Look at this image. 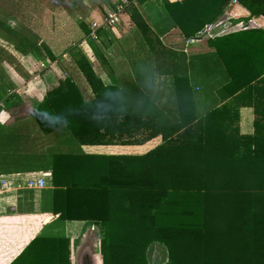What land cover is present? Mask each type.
Here are the masks:
<instances>
[{"label":"trees","instance_id":"1","mask_svg":"<svg viewBox=\"0 0 264 264\" xmlns=\"http://www.w3.org/2000/svg\"><path fill=\"white\" fill-rule=\"evenodd\" d=\"M162 3L166 14L155 23L158 33L176 27L191 37L218 20L230 1ZM237 3L247 16L233 21L264 19V0ZM130 16L144 33L150 30L137 9ZM4 27L16 49L28 52L38 45L55 58L43 41L33 39L30 28ZM207 41L213 51L193 57L198 74L202 81L219 75L229 97L253 107L251 135L230 131L217 118L193 116L192 73L173 78L179 121L158 122L147 92L103 84L76 47L70 48L71 57L91 94L62 74L34 107L43 133L58 136L62 144L70 141V148L52 156L53 211L61 219L99 227L101 264H149L146 250L152 242L166 247L165 264H264V29L237 30ZM8 86L0 82V98ZM130 99L138 103L130 105ZM117 128L118 137H112ZM157 132L161 141L138 154L86 153L73 139L75 134L91 144L142 143ZM55 240L36 238V264H64L49 253Z\"/></svg>","mask_w":264,"mask_h":264},{"label":"crops","instance_id":"2","mask_svg":"<svg viewBox=\"0 0 264 264\" xmlns=\"http://www.w3.org/2000/svg\"><path fill=\"white\" fill-rule=\"evenodd\" d=\"M117 1L52 0L49 3L48 20L41 17L39 19H43V22L47 20L56 26L58 24L78 26L83 36L79 39L80 44L77 42V45H72L85 54L103 84L128 89L138 87L147 92L150 95L148 104L157 114L154 116L158 122L160 119L162 124L169 122L173 124L179 121L173 78L176 74L192 73L189 79L195 95L192 99L193 116L217 118V121L228 124L230 131L234 132L233 128H236L242 135L253 134L256 117L253 107L240 105L239 101L229 97L221 86L223 79L219 75L210 76L202 81V74H198V60L193 57L213 51V48L208 45L207 38L198 40L197 48H192L190 54L184 53L186 51L179 48L167 49L164 39L168 42L174 40V37L179 36V30L173 27L163 34L158 33L155 28L157 21L154 23L150 18L144 17L141 6L145 1L143 3L136 1L129 8L131 10L135 8L140 13L142 22L150 28L147 33L136 26V22L130 16L129 8L112 28L98 30L97 38H92L89 33L84 32L81 23H84L90 32L91 21H101L105 13L112 9ZM3 3L6 4V1ZM138 5L141 8L137 7ZM0 7L6 9L2 3ZM62 12L64 15L62 14L60 18ZM40 21L38 20V24L41 23ZM256 21L260 25L257 28L264 29V19ZM16 22L17 17L13 14L7 13L0 16V26L5 24L15 28ZM52 33L55 31H50V38ZM37 34L39 33H36V37L32 36L33 39L36 38L37 43L43 41L58 63L61 55L65 56L68 53L71 55V49L62 52L61 55L56 54ZM144 38L152 40L145 44ZM150 43L153 49L150 48ZM189 45L190 43H185L186 47ZM25 53L17 50L0 34V82L9 85L7 92L0 98V113L7 114V119L0 123V264H36V238L38 237L56 238L49 245L52 247H49V253L58 255V260L64 264L67 258L69 264H101L99 227L86 220L61 219L53 211L52 156L53 152L70 148V141L68 144H62L58 136L53 137V134H45L41 131L36 125L33 112L36 102L31 112H15L18 105L14 104L21 100L22 94L25 95L23 92L28 94L29 98L30 93L36 97L37 92L41 98L46 88L60 77L64 69L62 67L58 74L45 73V69L42 70L36 66L39 69L37 78L40 80L41 90L36 91V83L32 79L29 81L35 85L25 89L26 80L15 68L16 65L12 67L9 64L13 60L18 62V58H23ZM44 55V61L52 60L46 53ZM191 57L193 58L192 66L189 63ZM39 60L40 58L36 62L38 63ZM26 70L29 72L30 69L26 67ZM71 77L86 96L91 94L86 82H80ZM28 102L25 107L30 106ZM136 102L130 99L128 104L134 105L138 103ZM112 131L114 132L112 137H118L119 129ZM73 139L86 153L138 154L157 145L161 141V135L157 132L142 143L130 141L124 144L118 142L91 144L75 134ZM73 142L72 140L71 143ZM41 173H47L46 185L43 188L36 189L25 185L28 178ZM2 182L6 187H2ZM89 238H92L90 245Z\"/></svg>","mask_w":264,"mask_h":264},{"label":"rangeland","instance_id":"3","mask_svg":"<svg viewBox=\"0 0 264 264\" xmlns=\"http://www.w3.org/2000/svg\"><path fill=\"white\" fill-rule=\"evenodd\" d=\"M51 1L52 0H9V2H7L6 4L1 1L0 4L2 3L6 7V9L5 8L1 9L0 7V16L6 15L7 13H9L10 15L13 14L17 17V22L16 24H14L15 28H12L11 26L5 24H3V26L1 25L0 34L4 38H7L6 36H8V33L4 26L18 30V32H22V30L28 27L32 30V34H34L35 37H36V33H39L37 34V36H39V38L44 39L46 43L53 49V51L59 55H61L62 52L65 51L67 52L70 48L74 47L72 44L77 45L78 44L77 42H79L80 44L79 39L83 36V33L82 31H80L78 26H75V24H67V25L58 24L56 26L51 24L50 22H47L48 13H49L48 12L49 3ZM229 1L230 4L226 7L224 14L226 13L225 15L233 17L234 19L235 17L244 18L246 15L245 10H243V8H241L238 3H233L231 0ZM137 7L139 8L142 7L143 9L142 12L144 13V17L147 19L150 18V20L154 21V23L166 14L162 0H146L141 7L140 5H138ZM128 10H131V8H129ZM63 13L64 12L60 14V18L62 17ZM222 16L220 17V19L223 18ZM40 17L43 19L46 18L47 20L43 22L42 21L43 19L42 20L39 19ZM124 18L126 19L127 17L125 16ZM38 20L39 21L41 20L40 24H38ZM19 24L20 27L22 28L19 27ZM51 30L55 31V33H52V38H50ZM178 34L179 36L174 37V40H170L169 42L167 41V39L166 40L164 39L165 45L168 46L166 47L167 49L179 48L182 49L183 51L185 50L186 52L184 53L190 54L192 52V48H197L198 44L196 42H198V40H195L194 42L190 43L188 47H186L185 46L186 37L184 38V36L181 35L180 32ZM194 45H196V47H194ZM32 48L33 49H29L27 53L22 51V53H25L27 56L24 55L23 58H18V62L13 60L9 64L12 67L16 65L15 68L20 71L24 80H26L25 82L26 87H24L25 89L28 87L30 89V86L32 88V85H35L36 83V91H38V89L39 90L41 89L39 87L40 80L37 78V75L39 74L38 73L39 69L37 67H39V64L36 62V60L40 58L39 61L41 60L44 61L45 53L38 45ZM19 60H21V62ZM26 67L27 69H31V71L36 73V75L33 76V74L27 72ZM62 67L64 71L67 72V74H70L76 80H79L80 82H85L82 74L75 66L72 57L69 53L66 54L65 56L61 55L59 64L45 68L44 72L58 74ZM60 76H62V72L60 73ZM31 79L35 80L34 84H31L32 82L29 81ZM23 93L25 95L22 94L20 96L21 100L17 104H14V105H18L17 110L15 111L17 113L31 112L33 104L35 102L37 103L43 96L42 95L40 98V94L38 95V93L36 92V97L35 95L33 96V94L30 93L31 97L29 98V96H27L28 94L26 95L25 92ZM27 102L30 104L29 107H25ZM91 243H92V238H89L88 244L90 245ZM146 255L149 264H165L167 261L166 247L159 242L150 243V245L147 247Z\"/></svg>","mask_w":264,"mask_h":264},{"label":"built area","instance_id":"4","mask_svg":"<svg viewBox=\"0 0 264 264\" xmlns=\"http://www.w3.org/2000/svg\"><path fill=\"white\" fill-rule=\"evenodd\" d=\"M171 1H182V0H171ZM233 3H237V0H231ZM136 3V0H118L114 7L110 10H108L105 13V16L101 21H91L90 23V32L89 35L92 38H97V31L100 29H108L112 28L115 23L118 22L121 15L132 5ZM226 14V13H225ZM223 15V18H219L215 22L207 23L203 26L201 30H199L194 36L186 37L185 43L189 44L194 42L195 40H201L203 38H213L228 32L236 31V30H242V29H248V28H257L260 27V25L257 23L256 20L249 18L247 20L240 19L239 21H233L234 18ZM257 23V24H256ZM254 25V26H253ZM39 69H45L49 66L57 65L58 60L57 59H46V61H39ZM30 74L36 75L31 69L29 70ZM63 75H67V73L64 71L62 73ZM47 173H41L40 175L30 177L25 181V185L28 187L40 189L43 188L46 185L45 177ZM4 182V181H3ZM2 182V187H6V185Z\"/></svg>","mask_w":264,"mask_h":264},{"label":"clouds","instance_id":"5","mask_svg":"<svg viewBox=\"0 0 264 264\" xmlns=\"http://www.w3.org/2000/svg\"><path fill=\"white\" fill-rule=\"evenodd\" d=\"M30 115V113H26ZM7 119V114L6 113H0V123H3V121Z\"/></svg>","mask_w":264,"mask_h":264}]
</instances>
